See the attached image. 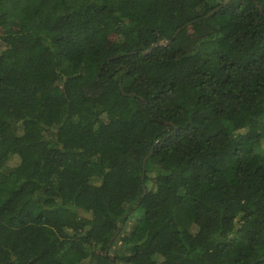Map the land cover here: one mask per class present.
<instances>
[{
	"label": "trees",
	"instance_id": "1",
	"mask_svg": "<svg viewBox=\"0 0 264 264\" xmlns=\"http://www.w3.org/2000/svg\"><path fill=\"white\" fill-rule=\"evenodd\" d=\"M0 264H264V0H0Z\"/></svg>",
	"mask_w": 264,
	"mask_h": 264
},
{
	"label": "water",
	"instance_id": "2",
	"mask_svg": "<svg viewBox=\"0 0 264 264\" xmlns=\"http://www.w3.org/2000/svg\"><path fill=\"white\" fill-rule=\"evenodd\" d=\"M260 9H262V8L260 7ZM214 13H215V11L212 12V13H210V14H208V16H211V15L214 14ZM178 32H179V31H178ZM176 36H177V33H176L175 37H176ZM168 43H170V42H168ZM157 46H159V45H154L153 48H155V47H157ZM121 91H122V94H124L123 90H121ZM148 158H149V157H148ZM148 158H146L145 161H144V169H145V165H146V162H147Z\"/></svg>",
	"mask_w": 264,
	"mask_h": 264
},
{
	"label": "rangeland",
	"instance_id": "3",
	"mask_svg": "<svg viewBox=\"0 0 264 264\" xmlns=\"http://www.w3.org/2000/svg\"><path fill=\"white\" fill-rule=\"evenodd\" d=\"M16 164H17V160H15V159H12V160L9 162V166H11V167H14Z\"/></svg>",
	"mask_w": 264,
	"mask_h": 264
}]
</instances>
